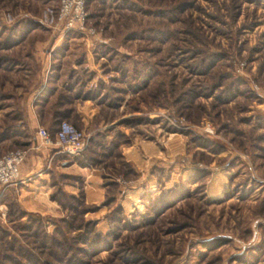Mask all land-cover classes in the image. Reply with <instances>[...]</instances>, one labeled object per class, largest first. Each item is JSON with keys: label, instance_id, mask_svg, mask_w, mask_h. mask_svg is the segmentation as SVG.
<instances>
[{"label": "rangeland", "instance_id": "374dc122", "mask_svg": "<svg viewBox=\"0 0 264 264\" xmlns=\"http://www.w3.org/2000/svg\"><path fill=\"white\" fill-rule=\"evenodd\" d=\"M57 3L0 0V154L45 146L39 125L53 140L54 101L67 91L64 120L86 144L57 159L95 169L102 198L86 201L79 176L51 163L57 213L26 212L8 187L2 251L22 264H264V0H86L91 35L58 28ZM84 99L96 108L90 132L76 111ZM168 133L184 151L151 163V186L121 148ZM88 150L97 162L79 164ZM11 199L23 214L10 224Z\"/></svg>", "mask_w": 264, "mask_h": 264}, {"label": "crops", "instance_id": "0c3cea01", "mask_svg": "<svg viewBox=\"0 0 264 264\" xmlns=\"http://www.w3.org/2000/svg\"><path fill=\"white\" fill-rule=\"evenodd\" d=\"M53 43L51 47L54 45ZM76 71L77 67L75 65H69L65 69L66 75L64 77L68 81L66 86L72 80V73ZM98 77L99 74H95L93 79ZM103 80L105 81V79ZM77 105L76 111L83 121V128L90 132L94 128L91 119L96 112V108L93 107L88 99H84L82 103ZM121 150L124 159L141 171L142 175L139 180H147L148 183H151V186H154L153 183L155 181L152 179V174L149 170L152 165L151 163L161 164V161L165 163L170 162L174 154L184 151V147L182 138L177 137L176 134L168 133L165 136L163 135L162 142H158L156 137L148 140L138 139L133 140L132 143L124 146ZM27 153L24 160L18 165L20 182L14 186L16 187L15 199L18 200L26 212H32L40 216L57 213V205L48 196L51 190V185L48 182L51 163L54 169H57L59 172L79 176L81 182H83V195L86 201H99L102 198L103 188L95 169L81 167L74 162L67 163L65 160L57 159V156L61 154L57 151L56 146L53 145L33 148ZM157 159L160 160L156 161ZM173 175L174 172L170 171L167 181ZM66 188L72 192L76 189V186L68 185Z\"/></svg>", "mask_w": 264, "mask_h": 264}, {"label": "built area", "instance_id": "2783aa9c", "mask_svg": "<svg viewBox=\"0 0 264 264\" xmlns=\"http://www.w3.org/2000/svg\"><path fill=\"white\" fill-rule=\"evenodd\" d=\"M54 24L63 31L74 30L78 33L94 34V29L87 23L85 0H58L55 10ZM207 126V125H206ZM38 144L56 146L58 152L67 156L78 155L82 152L86 138L82 131L71 122L60 120L53 140L50 139L47 130L40 126L35 130ZM27 148L16 147L0 154V194L11 185L20 182L18 165L24 160Z\"/></svg>", "mask_w": 264, "mask_h": 264}, {"label": "trees", "instance_id": "16d2710c", "mask_svg": "<svg viewBox=\"0 0 264 264\" xmlns=\"http://www.w3.org/2000/svg\"><path fill=\"white\" fill-rule=\"evenodd\" d=\"M86 5H87V3H86V0H85V7H86ZM58 50H59V48H58ZM54 75H56L55 73H54ZM149 75H145V77H144V79L145 78H147ZM53 81H50V83H52ZM145 82V81H144ZM143 82V83H144ZM142 83V86H144L145 85V83L143 84ZM141 86V85H140ZM141 86V87H142ZM46 91L44 92V94L43 95H41V100H40V103L45 99V97L44 96H47V95H51L52 94V87L50 86V87H46V89H45ZM65 94L67 95H65V96H62L63 98H58L57 100H55L54 102H55V104H54V109L52 110V119H51V121L54 123V127L51 129V133L50 134H52V133H54L55 132V129H56V127H57V125H58V123L60 122V120H64V119H67V117L68 116H70V113L73 111V107L70 105L71 104V98H70V94L66 91L65 92ZM190 95V94H189ZM192 95L193 94H191L188 98H186V99H188V100H190V99H192ZM38 103V102H37ZM60 103H62L64 106H61L60 105ZM72 119L74 120V124L76 125V121L77 120H75V116H73L72 117ZM77 126V125H76ZM93 135H100V133H97V132H94V134ZM101 136V135H100ZM94 138H90V140H91V142H93V146H95V147H100V143H99V141L98 140H93ZM115 145V143H113V144H111V146H114ZM89 149H92V148H89ZM106 150H108V151H106V154H107V156L109 155V149H106ZM89 151V153H91V154H89L88 152H86V153H84L83 155H82V158H78V163L79 164H82V165H87V164H89V165H94L96 162H97V157L96 156H94V153H96L95 151L96 150H88ZM124 165H127L129 168H130V166L127 164V163H124V162H122ZM50 196L52 197V198H54V194H50ZM69 198H72L73 197V195L71 196H68ZM56 199V198H55ZM58 199V198H57ZM56 199V200H57ZM59 201H61V199L59 198L58 200H57V202H59ZM59 203H61V202H59ZM15 207V214H14V217H10L9 216V211H10V209H11V207ZM6 207H7V210H6V215L8 216V218H9V221H10V224L11 223H13V220H14V218H16V219H19V218H21V216H22V214H23V210L20 208V206H19V203L17 202V200H15V199H11V201H9V202H6ZM20 226H21V224H20ZM6 234L8 235L9 234V232H6ZM44 237H46L47 236V239H50L51 237H49V235L48 234H45L44 233ZM42 244H43V242H42ZM13 252V251H12ZM11 252V253H12ZM13 254H7V253H5V252H3L2 251V249H1V246H0V264H8V262H7V260H9V261H15V260H17V258L14 260L13 258V256H12ZM24 258L26 259V260H28V259H30V261H33V263H36V264H44V263H42L41 261L40 262H38L37 260H35L32 256H24ZM16 264H22L21 263V261H19V260H17L16 261Z\"/></svg>", "mask_w": 264, "mask_h": 264}]
</instances>
